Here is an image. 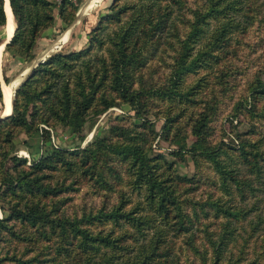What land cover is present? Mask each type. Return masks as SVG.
I'll list each match as a JSON object with an SVG mask.
<instances>
[{"label": "trees", "instance_id": "16d2710c", "mask_svg": "<svg viewBox=\"0 0 264 264\" xmlns=\"http://www.w3.org/2000/svg\"><path fill=\"white\" fill-rule=\"evenodd\" d=\"M258 1L112 0L86 47L57 51L32 69L13 113L0 120V208L7 210L0 264H264V66L233 107L232 117L242 114L252 126L232 143L214 141L212 126L236 88L235 40L264 25ZM10 5L16 29L4 53L30 64L57 19L55 0ZM79 5L61 2L64 24ZM7 20L0 0V44ZM167 57L164 79L145 76L154 59ZM3 77L9 84L7 64ZM121 105L135 121L113 125L86 147H51L35 157L25 140L31 160L15 154L20 131L48 141L41 125L65 126L84 141L88 122ZM4 110L0 78V116ZM151 115L164 119L160 137L176 146L169 153L154 148ZM186 154L192 176L168 157ZM207 184L206 199H189ZM80 186L105 193L104 201L70 214L69 193ZM181 237L187 246L176 249ZM13 244L26 248L9 251Z\"/></svg>", "mask_w": 264, "mask_h": 264}, {"label": "rangeland", "instance_id": "374dc122", "mask_svg": "<svg viewBox=\"0 0 264 264\" xmlns=\"http://www.w3.org/2000/svg\"><path fill=\"white\" fill-rule=\"evenodd\" d=\"M62 1L63 0H55L56 7L54 9V14L56 15L57 19L53 26L43 31L42 37L39 40L40 43L38 42L35 48L37 56L34 61L29 64L27 62H24L23 60H21L20 62L15 61V59L9 57V55L5 54L4 52L3 55H1L0 78L2 81L3 93L6 100V108L4 110L5 114H8V112H6L8 100L7 91L10 87H15L19 80L18 77L21 76L23 72L29 71L37 61V59L43 57L47 53H49L50 56L57 51L67 52L71 50H79L86 47L89 41L88 33L98 23L99 18L108 13V7L111 4L110 0H81V3L80 1L67 0L71 3H79L80 5L78 11L76 12V17L74 18L72 23L70 25H66L58 16L59 6ZM104 2L110 3L109 5L106 3L108 5L106 9H101V7L106 6ZM258 2L262 7V12L264 15V0H259ZM9 25V34L11 35L13 33V28L15 27L16 29L15 19L14 25ZM51 28L55 31H52L51 35L46 34V32H50L52 30ZM3 36H6L5 29L3 31ZM234 45L235 52H233L230 57L233 62V67L236 71L238 70V72L235 74L236 79L234 80L233 86V88H236L233 91L231 90L232 92L230 91V93H232V95L228 97L226 101L224 99V101L219 105V110L214 116V121L212 123L214 141L224 138L226 142L230 143L233 142L237 134H241V132L246 131L249 126H252L253 124H248V119L242 114L235 118H233L232 115L234 113L233 107L235 102L247 95V81L253 79L256 76L257 72L264 66V25H262L261 27L258 25L255 26L245 38L240 39V43L236 42L235 40ZM0 54H2V51ZM48 57L46 56V59ZM169 62H172L169 57H167L166 63H162L154 59L152 61V66L144 73L145 76L147 77L152 72V74H154V78L164 79L165 75L168 72ZM5 64H7L8 75L11 78L9 84L4 81L3 77V66ZM152 69L154 71H152ZM122 116H126V118L124 120H121L120 118ZM133 116L134 112L130 111L129 106L127 105H121L108 109L98 117L94 126H91L89 122L85 125L82 132V134L85 135L84 141L80 139V133L76 132L71 127L65 126L51 127L45 124L41 125L42 130H47L50 132L48 141H45L48 139L45 136L41 138L38 135H35L32 138H28V136L24 132L20 131L14 139V143L20 147L15 150V154L27 157L28 160H31L29 152L25 149L26 146L23 145V142L25 140L29 141V145L31 146V150L35 154V157L40 156L43 151L51 147L74 148L77 145L86 147L91 141L96 138V136H107L110 133L111 127L113 125L117 123L126 124L130 123L133 120L135 121ZM150 119L153 121L156 130L159 133V136L154 142L155 150L169 153L171 150L176 148V146L171 145L169 141H165L160 137L164 119L162 117H157L154 115H151ZM43 133L44 132H42V134ZM191 140H193V136L188 137V141L190 142ZM168 157L169 159L176 162V165L179 168L180 172L186 173L189 176H192L196 172L195 165L189 154H186L183 159H180L179 157L173 155H168ZM205 173L207 174L206 176H214L212 170L209 168L206 169V167ZM56 176L59 175L57 174ZM208 186V184L201 186L199 190L190 193L188 195L190 197L189 199H194L195 201L206 199L207 194L210 190ZM69 194L70 196H72V200L69 202L68 212L70 214L78 213L79 215L84 210H89L91 208L101 206L105 196V193L96 191L94 187L92 188L84 186H80L79 191H73ZM218 194H220L219 191ZM261 194L264 197V191ZM115 198L116 196L111 193L109 201H113ZM263 204L264 203H262L261 205ZM6 214L7 210L0 208V217H3ZM186 246L187 245L185 244V239L181 237V239H179L177 242L176 249H179V247L183 249L186 248ZM23 247L26 248V245H23ZM23 247L13 244L10 248L7 249L11 251L14 248L17 249L19 253H23Z\"/></svg>", "mask_w": 264, "mask_h": 264}, {"label": "water", "instance_id": "95a60500", "mask_svg": "<svg viewBox=\"0 0 264 264\" xmlns=\"http://www.w3.org/2000/svg\"><path fill=\"white\" fill-rule=\"evenodd\" d=\"M6 2L7 0H5V10H6ZM9 6L11 7L10 5V0H9ZM13 11V10H12ZM7 12V11H6ZM8 16V15H7ZM10 22L9 20H7V24L5 26V39L4 41L0 44V47H1V51H2V55H3V52L7 46L8 43L11 42L12 38H13V35H14V32H15V27L13 28V33L10 35L9 34V27H10ZM46 56L48 57L49 56V53H47L46 55H44L43 57H40L37 59V61L34 63V65L32 66L33 67H36L37 65H39V63L43 62L45 59H46ZM31 68V69H32ZM31 69L29 71H25L21 74V76L18 77L19 79V83L18 85L14 88V94L11 98V101H10V105H11V111L8 113V114H5V112H3L2 116L0 117V120L1 119H4L5 117L11 115L13 113V108H14V99H15V95H16V92L17 90L20 88V86L22 85V83L25 81L26 79V76L29 74V72L31 71ZM4 105H5V108H6V100H5V97H4Z\"/></svg>", "mask_w": 264, "mask_h": 264}, {"label": "bare ground", "instance_id": "6f19581e", "mask_svg": "<svg viewBox=\"0 0 264 264\" xmlns=\"http://www.w3.org/2000/svg\"><path fill=\"white\" fill-rule=\"evenodd\" d=\"M6 11H7V14H8V20L12 26V24L14 25V16H13V13H12V10H11V7L9 6V2L7 0V3H6ZM0 53H1V49H0ZM1 55L0 54V61H1ZM18 83H19V80H18ZM18 83L15 85V87L18 85ZM15 87H10L7 91V97H8V100H7V109H6V112H10L11 111V105H10V101H11V98H12V95H13V92H14V88ZM7 89V88H6ZM8 110V111H7ZM7 114V113H6Z\"/></svg>", "mask_w": 264, "mask_h": 264}, {"label": "crops", "instance_id": "0c3cea01", "mask_svg": "<svg viewBox=\"0 0 264 264\" xmlns=\"http://www.w3.org/2000/svg\"><path fill=\"white\" fill-rule=\"evenodd\" d=\"M110 1H112V0H110ZM109 5V3L110 2H104V4L106 5V6H103V7H101V9L103 8V9H106V7L108 6L107 4ZM102 11H104V10H102ZM106 11V10H105ZM52 29V28H51ZM51 29H49V30H51ZM52 31H55L54 29H52L50 32H46V34H48V35H51L52 34ZM45 34V33H44ZM40 43V42H39Z\"/></svg>", "mask_w": 264, "mask_h": 264}, {"label": "built area", "instance_id": "2783aa9c", "mask_svg": "<svg viewBox=\"0 0 264 264\" xmlns=\"http://www.w3.org/2000/svg\"><path fill=\"white\" fill-rule=\"evenodd\" d=\"M74 1H79V0H74Z\"/></svg>", "mask_w": 264, "mask_h": 264}]
</instances>
